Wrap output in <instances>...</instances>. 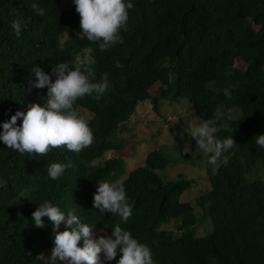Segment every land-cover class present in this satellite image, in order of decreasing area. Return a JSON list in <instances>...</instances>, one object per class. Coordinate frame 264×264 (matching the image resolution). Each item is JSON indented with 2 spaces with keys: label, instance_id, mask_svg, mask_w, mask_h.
Returning a JSON list of instances; mask_svg holds the SVG:
<instances>
[{
  "label": "trees",
  "instance_id": "16d2710c",
  "mask_svg": "<svg viewBox=\"0 0 264 264\" xmlns=\"http://www.w3.org/2000/svg\"><path fill=\"white\" fill-rule=\"evenodd\" d=\"M61 1L0 0V122L42 103L46 90L31 87L33 64L46 73L59 62L91 70L97 79L107 73L110 87L99 99L75 102L80 116L87 111L94 136L80 153L60 146L43 156L21 155L0 143V264H47L50 226L42 218L46 226L37 228L30 216L44 200L73 209L97 235L120 224L150 247L155 264H264V150L255 145V136L264 133V0H132L122 42L104 51L77 36L78 14ZM32 3L45 14L36 15ZM13 20L21 25L19 36L11 30ZM155 85L164 100L188 97L200 120L220 110L228 128L218 138L232 135L236 145L227 165L207 167V186L196 200L204 210L199 217L190 201L180 199L195 180L184 174L163 179L157 171L170 160L150 151L144 165L119 182L133 204L121 223L91 207L95 183L104 181L113 159L95 168L86 159L122 129L139 102L148 100L159 113V97L150 93ZM233 109L239 110L236 118L229 116ZM52 162L72 167L53 181L46 173ZM207 219L211 230L196 235ZM118 258L106 262L101 254L99 264Z\"/></svg>",
  "mask_w": 264,
  "mask_h": 264
},
{
  "label": "clouds",
  "instance_id": "9594fccd",
  "mask_svg": "<svg viewBox=\"0 0 264 264\" xmlns=\"http://www.w3.org/2000/svg\"><path fill=\"white\" fill-rule=\"evenodd\" d=\"M79 17L80 39L95 43L100 51L121 43L120 33L127 28L132 0H71ZM31 8L38 16L45 9L37 3ZM11 30L19 36L21 25L13 20ZM88 63L87 58L81 62ZM30 75L35 77L31 87L45 89L42 103H31L25 111L16 110L6 121L0 122V143L21 155L43 156L54 148L80 153L94 142L88 122L75 110V102L85 96L99 99L110 85L107 73L96 78L91 70L82 71L67 62H59L46 73L41 66L33 64ZM54 77V78H53ZM20 123L17 125V120ZM221 128L227 129L223 113L216 110L210 119L196 117L180 123L174 135L191 140L197 155L207 157V165L215 168L227 165L236 143L232 135L218 138ZM232 134V133H231ZM255 145L264 150V133L255 136ZM70 163L52 162L47 165V177L53 181L63 177ZM91 207L100 214L118 216L126 222L132 215L133 204L119 182L98 181L92 194ZM31 223L43 229L46 218L51 229L52 247L46 258L47 264H99L112 261L116 264H155L150 247L139 242L132 233L115 224L110 234L97 235L94 227L82 221L73 209L62 210L60 206L44 200L31 212ZM61 229V230H58ZM78 242L79 245H78Z\"/></svg>",
  "mask_w": 264,
  "mask_h": 264
},
{
  "label": "rangeland",
  "instance_id": "374dc122",
  "mask_svg": "<svg viewBox=\"0 0 264 264\" xmlns=\"http://www.w3.org/2000/svg\"><path fill=\"white\" fill-rule=\"evenodd\" d=\"M60 4L63 9L74 6L71 0H62ZM235 66L244 68L240 60H236ZM157 90L158 85H155L150 93L159 97ZM157 101L158 114L153 111L148 100L139 102L132 118L122 125V129L106 140L105 146L100 151L86 159V163L88 167L95 168L104 164L106 159H113L112 167L108 174L104 175L103 180L120 182L130 170L144 165V158L150 151L159 150L170 160L164 170L157 171L163 179H173L179 174H184L185 177L195 180L190 188L183 191L180 199L190 201L199 217L204 210L196 200L207 186V167L215 170L217 166L213 168L207 165V157L198 156L191 140H188L186 136L174 135L180 130V123L196 117L191 110L188 97H182L173 102L159 97ZM84 111L80 112L81 117L87 121L88 114L86 110ZM233 111H230V118L239 116V110L233 109ZM261 176L264 180V174ZM210 230L211 223L207 219L204 225L197 228L196 235H205ZM45 254L46 252H43L42 256Z\"/></svg>",
  "mask_w": 264,
  "mask_h": 264
}]
</instances>
